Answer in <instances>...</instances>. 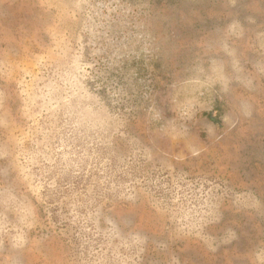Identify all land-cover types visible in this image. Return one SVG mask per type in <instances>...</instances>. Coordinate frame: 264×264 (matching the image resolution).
<instances>
[{"label":"rangeland","instance_id":"obj_1","mask_svg":"<svg viewBox=\"0 0 264 264\" xmlns=\"http://www.w3.org/2000/svg\"><path fill=\"white\" fill-rule=\"evenodd\" d=\"M0 264H264V0H0Z\"/></svg>","mask_w":264,"mask_h":264}]
</instances>
